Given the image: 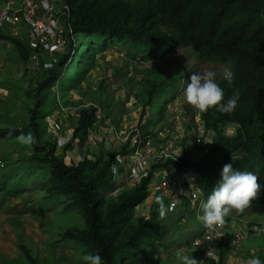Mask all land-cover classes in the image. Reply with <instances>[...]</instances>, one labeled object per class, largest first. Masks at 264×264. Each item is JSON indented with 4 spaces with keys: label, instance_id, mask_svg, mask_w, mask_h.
Here are the masks:
<instances>
[{
    "label": "rangeland",
    "instance_id": "1",
    "mask_svg": "<svg viewBox=\"0 0 264 264\" xmlns=\"http://www.w3.org/2000/svg\"><path fill=\"white\" fill-rule=\"evenodd\" d=\"M20 37L21 45L11 38H0V264H30L23 247L30 250L37 264H85V254L98 255L92 218L101 225L100 235L114 249L123 244L133 222L153 213L151 223L158 237H142L132 245L131 255L123 252V264H140L147 256H151V264H182L178 258L182 255L216 264L218 253L209 259L193 244L204 225L197 218L202 210L191 209L187 199L153 189L143 201L133 203L132 217L128 218L127 210L130 202L136 200L132 196L143 177L160 161L157 156L150 157L143 166L146 147L141 139L151 138L156 154L175 130L183 134L182 139H177L182 146L187 132L194 131L193 115L198 111L184 100L188 77L206 70L214 71L215 78L222 77L225 68L231 70L230 65L203 61L183 45L135 54L118 40L102 45L75 34V47L62 66V75L38 89V97L49 99L50 103L32 119L36 97L28 90L32 82L42 78L50 55L42 52L34 58L29 43L23 35ZM69 50L66 41L59 53ZM154 77L160 81L170 79L171 83L143 109L138 95L144 82ZM84 107L97 109L96 122L74 138V146L63 154L62 148L72 138L79 111ZM186 108L190 114L184 113ZM186 114L192 116L187 127L181 121L189 118ZM34 125L42 137L34 134L36 143L31 146L19 143L16 138L22 133L20 130L32 131ZM136 136L139 140L132 142ZM54 141L57 154L64 155L67 163L78 164L90 158L93 172L105 170L117 178L112 190L92 197L94 208L77 200L74 188L53 182L50 169L32 159L43 154L38 147ZM124 146L129 154H117L108 169L111 154ZM160 168H155L156 175ZM157 198L165 206L164 217L159 214ZM123 202L126 204L122 207ZM110 214L114 216L108 220ZM236 215L233 210L228 217ZM241 218L264 222V203L249 207ZM251 252L255 258L264 257V239L248 235L245 240L232 243L222 264H246L254 258Z\"/></svg>",
    "mask_w": 264,
    "mask_h": 264
},
{
    "label": "trees",
    "instance_id": "2",
    "mask_svg": "<svg viewBox=\"0 0 264 264\" xmlns=\"http://www.w3.org/2000/svg\"><path fill=\"white\" fill-rule=\"evenodd\" d=\"M63 6L64 23L68 28L64 35L70 50L65 54L58 52L59 57L54 65L45 68L42 78L30 84L28 93L36 97L32 119L50 103L49 99L38 97V89L49 81H56L62 75V66L75 47V34H83L90 41L102 45L108 40H118L127 50L129 48L134 53L141 54L147 50L161 52L183 45L195 51L203 61L213 60L224 65L229 64L234 74L231 84L223 76L215 78V81L224 91L225 103L234 94L239 95L235 110L221 113L211 108L207 112H201L210 137L205 134L201 142L189 141L186 137L177 159L158 161L135 190L132 198L136 200L130 202L128 218L132 217L133 203H140L153 190V183L157 178L155 168L159 165L167 169L177 165L188 178L196 179L208 198L221 178L223 166L232 163L235 170L252 172L258 177L262 190L252 201V206L264 203V0H63ZM4 37L21 45L20 36L5 33L2 35ZM24 38L28 42L25 36ZM167 83L170 84L171 80L160 81L156 77L144 82L143 91L138 95L143 109L154 102ZM96 111L93 107L80 109L73 136L62 148L63 154L74 146V138L86 132L96 122ZM229 123L239 124L232 136L227 135L224 130ZM33 128L32 131L29 128H22L20 131L24 134L31 132L41 138L42 133L37 126L34 125ZM150 133L153 132L147 134ZM38 149L43 154L32 159L50 169L51 180L62 187L74 188L77 200L84 201L93 208L95 202H92V197L96 193H107L115 185L117 178H112L105 170L93 172L94 162L90 158L78 164L67 163L64 155L57 154L55 141L44 143ZM117 154L128 155L129 152L124 146L111 154L108 169ZM183 198L187 199L186 196ZM125 204L123 202L122 207ZM244 212L238 215L243 216ZM113 216L114 214H110L108 220ZM154 218L153 213L133 222L123 244L114 249H110L107 240L100 235L98 229L101 225L92 218V237L102 264H123V252L127 256L131 255L132 245L138 243L142 237L149 236L153 240L158 237L157 229L151 223ZM231 237L232 235L228 239L216 241L217 247L222 246L218 249L219 261L216 264L224 262L231 245ZM23 249L30 264H37L30 250L25 247ZM259 259L264 264V257ZM151 263V256L140 262Z\"/></svg>",
    "mask_w": 264,
    "mask_h": 264
},
{
    "label": "built area",
    "instance_id": "3",
    "mask_svg": "<svg viewBox=\"0 0 264 264\" xmlns=\"http://www.w3.org/2000/svg\"><path fill=\"white\" fill-rule=\"evenodd\" d=\"M65 6L63 0H0V38L3 34L11 36H25L29 46L32 48L36 58L42 52L50 55L46 68H50L57 61L55 57L62 47L66 44L65 31ZM69 31H72L69 29ZM196 130L191 133L192 140L197 142L202 140L205 129L199 114L194 115ZM181 121L188 122L187 118ZM227 134H233L236 125L230 124L226 127ZM171 131V130H170ZM165 133H169L164 130ZM163 132V133H164ZM160 132L159 135H161ZM159 151H154L152 139L146 137L141 139L146 147L143 153V166L147 164L150 157L157 156L158 160L164 162L168 159H177L181 153L182 146L177 143L178 138L183 134L173 130ZM136 136L132 141H138ZM191 186V187H190ZM153 189L156 191L165 190L171 195L186 196L191 209L200 210V203L205 200L203 189L198 185L195 178H188L184 171H181L177 165L171 169L161 167L156 181L153 183ZM232 235V243H236L250 236L264 235V225L254 224L249 226L241 220H225V224L215 232H210L205 227L199 236L193 239L195 247L201 249L205 254L208 249L214 250V256L217 253L216 241L226 239ZM253 253V252H252Z\"/></svg>",
    "mask_w": 264,
    "mask_h": 264
},
{
    "label": "clouds",
    "instance_id": "4",
    "mask_svg": "<svg viewBox=\"0 0 264 264\" xmlns=\"http://www.w3.org/2000/svg\"><path fill=\"white\" fill-rule=\"evenodd\" d=\"M233 75L234 74L232 73L231 70L225 68L223 72V78L227 80L229 84H231L233 81ZM215 76L216 73L214 71L206 70L203 73H192L188 77L189 82L185 87L183 93L184 100L190 106L198 110L196 114H199L200 117H201V112H207L211 108H215L217 111L221 113H231L235 110L238 104V100H239L238 94H234L230 99L227 100L226 103L224 102V95H225L224 91L216 83ZM184 113L190 114V110L186 108ZM189 114H186L189 117L187 119L189 123L184 122V125L186 127L187 124L188 125L190 124V118L192 117ZM194 115H193V121H194L193 127L194 130H196ZM202 123L205 129V133L203 134L202 139L205 136V134L209 138L210 134L207 133L203 120ZM230 124L236 125V130L233 134H227L225 130L226 127ZM238 126L239 124L236 123L227 124L224 127L225 133L229 136L234 135L237 131ZM190 135L191 133L187 132V137L189 138V141H195L192 140ZM16 139L18 140L19 143L25 146H31L36 143L35 137L31 132H28L27 134H24L22 132L19 136H17ZM207 143H212V142H207ZM261 190H262V186L258 182V177L255 174H253L252 172L235 170L232 163H226L223 166L221 172V178L219 182L214 186L208 198L205 196V200L200 203V209L202 210V215H199L197 218L203 223L204 227L210 232H215L216 229L223 226L225 224V220L232 221L236 218L237 220H241L247 223L249 226L254 224L264 225V222L258 220L247 222L246 220H243V218H241V216L239 215L232 216L233 217L232 219L228 217L233 210H235L237 213H243L246 209L251 207L252 201L259 196ZM157 201L159 203V214L161 217H164L166 214L165 206L162 200H160L159 198H157ZM252 237L263 239L264 235L252 236ZM226 239H228V237ZM230 242L232 244V237L230 239ZM206 255L208 256L209 259L213 258L214 250L209 248ZM178 258L182 261V264H204L203 261H197L195 258H193L192 256L190 257L188 255L178 256ZM83 260L85 261V264H102V259L99 255H93L90 253L85 254L83 256ZM246 264H261V261L258 257H256L246 261Z\"/></svg>",
    "mask_w": 264,
    "mask_h": 264
}]
</instances>
